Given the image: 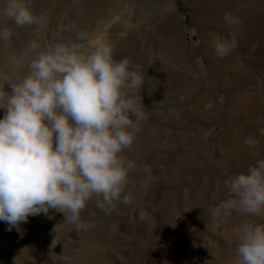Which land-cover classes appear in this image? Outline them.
Segmentation results:
<instances>
[{
    "label": "rangeland",
    "instance_id": "rangeland-1",
    "mask_svg": "<svg viewBox=\"0 0 264 264\" xmlns=\"http://www.w3.org/2000/svg\"><path fill=\"white\" fill-rule=\"evenodd\" d=\"M3 0H0V8ZM47 24L16 27L9 57L38 37L45 46L106 41L116 60L143 69L147 119L132 148L135 199L111 212L89 204L87 231L50 209L15 228L0 221V264H231L232 228L246 217L214 215L223 182L264 158V0H32ZM229 20H225V16ZM77 32L87 38L76 40ZM219 45L226 47L218 52ZM5 91H11L5 85ZM4 112L0 110V118ZM153 180L147 188L141 181Z\"/></svg>",
    "mask_w": 264,
    "mask_h": 264
},
{
    "label": "clouds",
    "instance_id": "clouds-1",
    "mask_svg": "<svg viewBox=\"0 0 264 264\" xmlns=\"http://www.w3.org/2000/svg\"><path fill=\"white\" fill-rule=\"evenodd\" d=\"M48 15L37 14L32 0H3L0 8L5 20L34 32L46 26ZM12 35L0 26L5 46ZM86 38L76 33V40ZM114 56L115 46L106 41L86 51L81 43L45 46L36 37L9 57L11 82L5 77L0 83V221L8 231L23 235L21 224L50 209L63 214V223L87 231L92 224L81 212L89 204L107 213L135 199L129 185L137 163L126 152L147 119L145 76L130 59ZM152 180L149 173L140 186L146 189ZM223 188L225 199L214 215L246 217L232 228L231 264H264V158L226 179Z\"/></svg>",
    "mask_w": 264,
    "mask_h": 264
}]
</instances>
